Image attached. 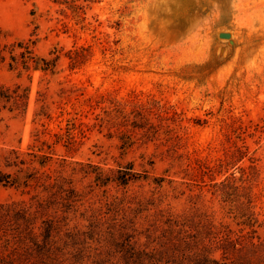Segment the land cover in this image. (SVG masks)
<instances>
[{
  "label": "rangeland",
  "instance_id": "374dc122",
  "mask_svg": "<svg viewBox=\"0 0 264 264\" xmlns=\"http://www.w3.org/2000/svg\"><path fill=\"white\" fill-rule=\"evenodd\" d=\"M0 172V205L58 185L65 229L111 232L76 264L172 262L171 220L264 237V0H0Z\"/></svg>",
  "mask_w": 264,
  "mask_h": 264
},
{
  "label": "trees",
  "instance_id": "16d2710c",
  "mask_svg": "<svg viewBox=\"0 0 264 264\" xmlns=\"http://www.w3.org/2000/svg\"><path fill=\"white\" fill-rule=\"evenodd\" d=\"M4 179L10 178L0 172V183L3 181L7 183ZM11 179L12 185H19L24 190L31 188V184L37 181L34 179L21 182L18 177ZM114 181H117L116 184L119 186H126L128 183L123 176ZM55 186L60 191L59 198L53 194L52 199L39 198L29 204L21 202L0 205V264H76L79 261H88L86 257L92 251L91 246L95 244L101 247L107 238L110 239L111 232L107 231L102 236H95L92 229L94 224L90 225V222L88 230L85 229L83 232L77 227H73L72 230L65 229L67 224L63 215L67 213L69 207L72 208L73 203L66 195H62L64 191L58 185L43 190L46 192ZM72 197L74 198V194ZM239 217L242 219L240 224L245 229H253L257 226L256 221L246 212H239ZM208 226L206 233H197L198 235L195 236L184 231L183 224L177 225L176 221H169V233L176 236L177 241L170 245L172 251L169 252V256L172 262L166 261L167 264H178V252H180V264H190L189 262L191 264H264V237L254 239L249 237L254 232L244 235L243 231L231 230L224 222L218 224L209 222ZM174 228H178V231L175 232ZM179 234H184V237L179 239L181 237ZM231 235L236 238H232ZM95 237L102 239L103 242L96 240ZM129 238L119 246L121 251L124 250L123 258L126 264H163L162 251L155 248L150 250L143 248L137 251L131 244L132 239ZM145 239L148 243L155 241L153 236H147ZM134 244H137L136 239ZM157 245L161 247L159 243ZM260 248L263 250H258ZM217 251H221L222 260L213 257ZM103 255L108 257L109 254L99 252V260H93L92 264H103Z\"/></svg>",
  "mask_w": 264,
  "mask_h": 264
},
{
  "label": "water",
  "instance_id": "95a60500",
  "mask_svg": "<svg viewBox=\"0 0 264 264\" xmlns=\"http://www.w3.org/2000/svg\"><path fill=\"white\" fill-rule=\"evenodd\" d=\"M218 37L221 39H230V35L225 33H220Z\"/></svg>",
  "mask_w": 264,
  "mask_h": 264
}]
</instances>
